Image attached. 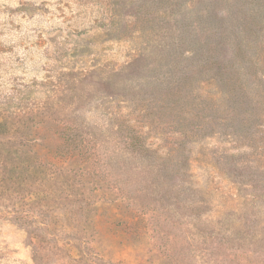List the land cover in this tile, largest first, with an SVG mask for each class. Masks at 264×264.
<instances>
[{"label":"rangeland","instance_id":"1","mask_svg":"<svg viewBox=\"0 0 264 264\" xmlns=\"http://www.w3.org/2000/svg\"><path fill=\"white\" fill-rule=\"evenodd\" d=\"M0 264H264V0H0Z\"/></svg>","mask_w":264,"mask_h":264}]
</instances>
